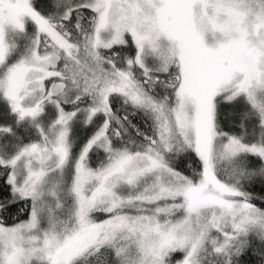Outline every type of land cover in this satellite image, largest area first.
Listing matches in <instances>:
<instances>
[{"label":"snow or ice","instance_id":"1","mask_svg":"<svg viewBox=\"0 0 264 264\" xmlns=\"http://www.w3.org/2000/svg\"><path fill=\"white\" fill-rule=\"evenodd\" d=\"M0 264H264V0H0Z\"/></svg>","mask_w":264,"mask_h":264}]
</instances>
